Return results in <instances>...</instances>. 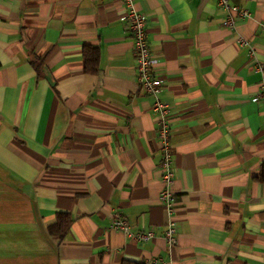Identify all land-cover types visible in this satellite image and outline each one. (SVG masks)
Here are the masks:
<instances>
[{
  "label": "crops",
  "instance_id": "1",
  "mask_svg": "<svg viewBox=\"0 0 264 264\" xmlns=\"http://www.w3.org/2000/svg\"><path fill=\"white\" fill-rule=\"evenodd\" d=\"M229 2L249 12L233 30L216 0L136 2L171 106L169 216L123 2L0 0V264H264V0ZM115 214L155 237L137 244Z\"/></svg>",
  "mask_w": 264,
  "mask_h": 264
},
{
  "label": "built area",
  "instance_id": "2",
  "mask_svg": "<svg viewBox=\"0 0 264 264\" xmlns=\"http://www.w3.org/2000/svg\"><path fill=\"white\" fill-rule=\"evenodd\" d=\"M124 5V20L128 30L132 35L133 52L135 57V81L137 87L146 95L153 99L151 111L158 122L157 136L160 142V164L161 172L159 201L170 216L176 205V197L172 191L174 181V168L172 159V146L169 141L170 122L169 115L171 106L160 100V93L163 86L161 79L155 76L154 67L156 60L152 57L147 38L146 18L136 8L137 0H121ZM217 5L226 13L223 25L229 30H233L235 20H244L249 18V12L239 6L233 5L229 0H216ZM264 30V25L261 26ZM237 44L240 48L247 49L249 57L255 56V51L246 39L238 38ZM254 72L260 75L259 89L253 102H258L264 106V61L257 62L254 66ZM111 228L120 230L137 244H143L152 240L155 234L151 230L132 231L131 227L118 214L113 216ZM175 224L169 220L164 232V239L167 243H175Z\"/></svg>",
  "mask_w": 264,
  "mask_h": 264
},
{
  "label": "trees",
  "instance_id": "3",
  "mask_svg": "<svg viewBox=\"0 0 264 264\" xmlns=\"http://www.w3.org/2000/svg\"><path fill=\"white\" fill-rule=\"evenodd\" d=\"M94 56L95 54V50H93ZM90 56L89 50H86L84 53V61H85V65L87 66L88 64V57ZM88 70V68L86 69ZM88 71H92V70H88ZM71 224V219L68 215L66 214H58L56 216V222L48 227V233L52 238H58L61 239L63 238L66 233L68 232V229L70 227ZM122 264H139V263H134V262H124Z\"/></svg>",
  "mask_w": 264,
  "mask_h": 264
}]
</instances>
